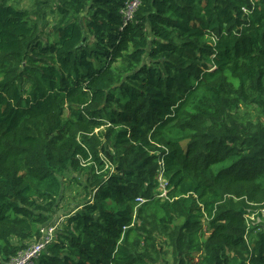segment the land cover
I'll list each match as a JSON object with an SVG mask.
<instances>
[{"label":"trees","instance_id":"1","mask_svg":"<svg viewBox=\"0 0 264 264\" xmlns=\"http://www.w3.org/2000/svg\"><path fill=\"white\" fill-rule=\"evenodd\" d=\"M126 1L0 0V264H264V0Z\"/></svg>","mask_w":264,"mask_h":264},{"label":"built area","instance_id":"2","mask_svg":"<svg viewBox=\"0 0 264 264\" xmlns=\"http://www.w3.org/2000/svg\"><path fill=\"white\" fill-rule=\"evenodd\" d=\"M138 5L139 0L126 1L120 10V14L123 17V22L127 23L128 21H131ZM136 200L138 201V199ZM62 221L63 219L59 217L53 224L42 226L40 229V239L34 241L24 250L18 252L17 255L10 260L9 264H33L38 259L42 251L45 250L47 244L52 240L55 230L59 227Z\"/></svg>","mask_w":264,"mask_h":264},{"label":"rangeland","instance_id":"3","mask_svg":"<svg viewBox=\"0 0 264 264\" xmlns=\"http://www.w3.org/2000/svg\"><path fill=\"white\" fill-rule=\"evenodd\" d=\"M52 18L51 17H48L47 18V29H46V32H48L49 31V28H50V26H51V24H52ZM44 38H46V35L44 36ZM81 181H83V178L81 179ZM82 190L83 189H80V188H77V187H68V189L66 190L67 192H68V195L69 194H80V195H83L84 194V192H82ZM61 207H62V205H61ZM63 208V207H62ZM64 221L65 220H63L61 223H62V225H63V223H64ZM164 250H165V247H164ZM167 258L169 259V256H167Z\"/></svg>","mask_w":264,"mask_h":264}]
</instances>
